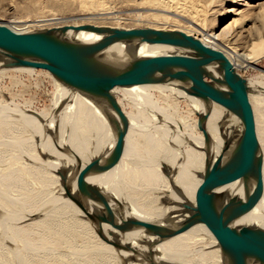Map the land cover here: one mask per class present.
<instances>
[{
    "label": "bare ground",
    "instance_id": "obj_1",
    "mask_svg": "<svg viewBox=\"0 0 264 264\" xmlns=\"http://www.w3.org/2000/svg\"><path fill=\"white\" fill-rule=\"evenodd\" d=\"M69 1L74 2L75 0H57V3L62 4ZM84 2L86 1H83V4ZM153 4L157 7L172 10L174 12L179 10L185 16L190 17L193 26L202 30L201 32L203 33L198 32V35L195 34L194 31L181 28L172 30L182 31L199 39L209 47L223 51L233 63L236 71L239 69L242 71L247 70L256 65V60L259 58L255 59L253 54H247L245 51L242 52L237 47L232 46L230 41L236 37L235 35H228L227 40H224L222 36L217 35L215 32L210 33L205 31L201 25L202 23L200 24L201 21L199 22L198 19L200 11L195 7L190 5V7L183 6L179 8L171 1L166 0H155ZM31 11L30 7L29 12ZM152 17L159 19L156 15ZM44 18L43 16L36 17L37 20H43ZM27 19L28 21L32 20L29 18ZM11 29L18 33H30L16 28ZM115 29L145 30L151 28ZM105 37L97 35L93 31L68 29L63 39L69 43L89 46ZM256 37L262 44V48L259 49V54L262 56L264 54V22L263 27L256 30ZM222 41L224 45H222ZM221 45L223 47H221ZM94 57L99 63L107 66H115L125 61L153 57H164L185 69L194 65L193 58L182 45L120 41L99 48L94 53ZM8 61V58L0 54V78L5 74V76H7V73L15 71H34V69L30 68H7L5 65ZM216 77L217 75L210 76V78L204 77L199 80L198 84L203 88L209 87L215 83ZM53 78L55 82V92L51 109H47L46 112L44 111V114L37 115L36 113H32L28 108H19L20 106L18 105V109L10 110L18 116L12 118L6 115L5 108H0V119H7L9 122L12 121L13 123L23 122L21 124H23L24 128L28 131V135H31L27 140L34 141L35 138L39 139L37 146L31 142L33 144H31L30 153H32L31 155L33 158L36 159V161L41 160L36 154V149H39L41 153H44L46 159L44 162L48 167L50 166L49 168L52 167L56 171L63 168V170L67 171L68 175L74 171L76 162L67 150H62L64 147L71 149L79 157L81 162V172L75 176L70 186L72 193H78L84 168L99 155L113 150L120 118L115 109L108 102L96 100L76 89L68 87L55 77ZM249 81L247 82L249 99L253 111L257 137L261 145L262 181L258 194L251 201L240 206L239 211L243 214L241 222L244 225L252 229L264 231V143L260 137L258 128V116L260 112H257V110L261 112L264 111V84L257 80ZM109 95L121 105L128 119V127L125 134V149L120 161L102 171H97L96 178L93 179L102 193L103 203L107 211L114 216L136 219L162 229H173L179 226L193 214L192 212H187L184 206L191 205L197 208L205 206L204 184L207 173L225 148V143L232 142L239 132L240 126L237 119V109L232 89L227 86L220 92L211 96H192L170 83L163 76L158 75L152 80L137 86L123 88L115 87L109 91ZM180 101H183L187 107V113H182L180 111ZM1 103L3 104V102ZM126 107L129 109V112L125 111ZM8 112L9 111H7V113ZM193 112L201 117L197 123L190 118ZM14 127L15 126L11 128L13 129ZM24 128L22 127V129ZM198 129L201 131L205 130L207 135L205 136L204 133L198 134ZM50 132L56 137H51L52 135H50ZM16 146L21 149L24 143H19ZM60 148H62V150ZM13 164L14 163H11V165ZM32 171L34 172L36 170ZM56 174L57 175L53 174L52 177L48 179H53L54 177V184L60 188V196L58 195V197L56 196V198L52 200L48 198V201H50L47 206L42 205L39 211L37 210L38 214H43L50 208H62L59 205L63 202L65 208L68 207L72 209L76 215L83 216L84 221L83 219L77 220L75 218L76 223L84 228H95L94 230L105 238L104 246L103 244L99 246L102 248H94V252L97 255L99 254L100 260L109 258L113 260L114 263L112 264H152L157 262L165 264H227L221 242L208 216L195 222L186 231L164 240L159 239L157 236L149 235L144 231L126 232L119 225L96 223V227L93 226V228L90 223H94L89 219L84 209L73 203L67 197L63 187L60 185L61 178L58 173ZM255 175V167L243 165L226 180L223 189L228 196L237 195L243 197L244 193L252 188ZM5 179L18 180L12 177H7ZM7 184H11V182ZM47 190L48 193L45 194L49 196L54 192L51 191L50 193L49 189ZM9 192L14 194L11 190ZM2 199L3 198L0 199V236L2 237L0 247L3 246L4 242L11 248L13 253L7 254L8 257L10 255H15L14 253H21L22 250L26 249L29 254L43 251L44 256H42V258H44L47 254H52L53 256V253H57L63 246L71 248L72 245L70 246L69 240L65 241L60 238L62 236L61 234H63L64 238L66 237L64 235L66 231L60 233V240L48 241V239L41 238L38 245L34 243L31 240V236L37 231L36 229L41 226H39V217L38 219L36 218L37 211L35 212L34 209V211L29 210L26 212L22 204L11 201L10 199L12 198H10L8 202H4ZM43 199H45V196ZM81 200L88 203L95 213H100L99 208L88 195L82 196ZM36 202L38 204L37 200ZM31 207H33V205ZM10 208L12 209L9 210ZM28 208L25 207V209ZM3 209L7 210V212H4ZM8 210L10 213H8ZM57 212L62 213V211ZM52 216L53 214L50 215V217ZM41 218H43L42 215ZM57 218H59V216H57L56 219ZM72 219L74 220V218ZM28 221L30 223L26 226H19V224ZM58 221L60 223V220ZM69 222L72 226V221ZM54 224L56 225L55 222ZM68 226H70L69 223ZM26 227H31L33 229L32 231H36L28 232ZM54 228H56V226H54ZM58 228L59 231L60 226ZM76 228L75 232L78 231V227ZM84 231L82 233H84ZM55 232H57V230ZM110 233H113V235H109ZM56 234L58 236V233ZM85 234L86 233H84V236ZM68 235L70 236V234ZM72 236L75 235L73 234ZM117 245L128 248L130 252L119 253ZM88 247L92 248V246ZM75 250L77 249L75 248ZM103 252H105L104 254L106 256L102 254ZM67 253L68 252L62 257H58V259H60L58 260L59 263L71 264L72 262H77L78 264H101L100 261L97 260V255L96 257L93 255V257L88 256L89 258H81V253L75 254V252L74 255L77 257L74 258L69 257L72 254L70 255ZM24 256L21 258L24 259L26 264H36L37 256H35L36 259ZM1 260H3V258ZM6 261L8 262V260ZM11 262H13L12 259ZM104 262L102 264H104ZM2 264L5 263L3 262Z\"/></svg>",
    "mask_w": 264,
    "mask_h": 264
},
{
    "label": "water",
    "instance_id": "obj_2",
    "mask_svg": "<svg viewBox=\"0 0 264 264\" xmlns=\"http://www.w3.org/2000/svg\"><path fill=\"white\" fill-rule=\"evenodd\" d=\"M68 29L93 31L107 37L92 45L81 46L63 39ZM120 41L182 45L193 58L194 65L185 69L164 57H153L107 66L95 59L96 50ZM0 53L9 59L5 65L7 68L46 70L68 87L96 100L108 102L119 115L120 122L113 150L99 155L84 168L78 193H72L70 185L81 172V162L71 149L66 150L76 162L74 171L70 175L65 170L58 172L67 197L82 207L94 224L119 225L126 232L144 231L164 240L186 231L195 222L208 216L221 242L227 264H264V231L244 225L241 222L243 214L239 211V207L251 201L261 188V145L255 129L247 80L236 71L223 51L209 47L199 39L177 30H120L95 25H68L44 32L18 33L0 24ZM158 75L189 95L198 97L214 95L229 86L235 98L240 126L236 138L225 143V148L207 173L204 184L205 206H184L187 212L193 214L173 229H162L136 219L112 215L107 211L102 193L93 181L97 171L119 162L125 149L128 119L121 105L109 95V91L115 87L144 84ZM214 75H217L216 81L211 86L203 88L198 84L202 78ZM203 133L207 135L205 130ZM243 165L255 167L253 186L243 197L228 196L223 189L225 182ZM84 195H88L95 202L100 210L99 214L81 200ZM117 250L119 253L130 252L121 245H117Z\"/></svg>",
    "mask_w": 264,
    "mask_h": 264
},
{
    "label": "rangeland",
    "instance_id": "obj_3",
    "mask_svg": "<svg viewBox=\"0 0 264 264\" xmlns=\"http://www.w3.org/2000/svg\"><path fill=\"white\" fill-rule=\"evenodd\" d=\"M83 1H86V2H84L83 4ZM151 1L154 3L155 0H78V1L75 0L74 2L69 1L67 3H62V4L57 3V0H0V24L5 25L9 28H16L18 30L20 29L24 32H30V33L44 32L51 28L68 26V25L69 26L95 25V26H106V27H114V28H121V29L151 28V29H168V30L170 29L172 30V29L181 28V29H189L191 31H194V33L198 35L199 33H203L201 32L202 30L193 26L192 21L190 20V17L185 16L179 10L176 12L172 10H166L161 7H157ZM166 1H171L172 3H174V5H176V7H179V8L183 6L190 7L191 5L195 7L197 10H199L200 11L199 16H198L199 22L201 21L200 24L202 23L201 25L203 26L204 30L207 32H210V33L215 32L217 33V35L222 36L224 40H227L228 35H232V34L235 35L236 37L232 39V41H230L232 46L237 47L242 52L245 51L247 54H250V53L253 54L255 59L259 58L256 60V65L254 67L249 68L247 70H243V71L239 69L237 72L248 81L257 80V81H260L262 84H264V54L262 56L259 54V49L262 48V44L261 42L257 40V37H256V30L261 29L263 27L264 0H166ZM30 7L32 10L31 12H29ZM154 15L158 16L159 19L153 18L152 16ZM37 16H43L45 18L43 20H37L36 19ZM27 18L32 19V20L28 21ZM222 43H223L222 45H224L223 41ZM222 45L221 47H223ZM226 50L229 51L228 49ZM5 75L2 78H0V90L2 91V92L0 91V99H1L0 108L1 109L5 108L4 110H5L6 115H9L12 118L18 117L16 116V113L10 111L13 109H18L17 108L18 105L20 106L19 108L21 109L28 108L32 113H36L37 115L44 114L47 109L52 108L53 95L55 92V82H54L53 76L48 71L41 70V69H34V71H31V72L15 71V72L7 73V76ZM1 102H3L4 106ZM179 109L182 113L188 112V109L185 106L183 101L179 102ZM7 111L9 112L7 113ZM125 111L129 112V109L126 107ZM257 112H260V115L258 116V121H259L258 128H259L260 137L264 143V111H262L263 112L262 113L261 111L257 110ZM190 118L193 119V121L197 123L199 122L200 120L199 118L201 117L198 114L193 112ZM4 120L0 119V132H1L0 133V172H1L0 173V179H1L0 199L3 198L2 200L4 202H8L9 199L12 198L10 200L16 203H21L26 212H28L29 210L34 211V209H35V212L37 210L39 211V208H41L42 205L47 206L50 200L55 199L56 196L58 197V195L60 196L59 194L60 188L56 184H54V180H53L54 177L53 179H48V178L52 177L53 174L57 175L56 173L61 172L63 168L57 171L52 167L49 168L50 166L48 167V165H46L44 162L46 160L44 153H41L39 149H36V154L37 156H39L38 158L41 160L36 161V159H34L33 156L31 155L32 153H30L31 144L34 143L37 146L39 139L35 138L36 141L27 140L28 137H30L31 135L30 134L28 135V131L26 130V128H24L23 124H21L23 122L13 123L12 121L9 122V120L7 119H4ZM13 126L15 127L12 129L11 127ZM22 127L24 129H22ZM197 133L203 134V131L198 129ZM1 135H3L4 137L6 136L8 137L4 138ZM50 135H52L51 137L53 138L56 137L54 134H52V132H50ZM19 143H24L23 148H21L22 150L19 149L20 147L18 148L16 146ZM64 148L63 150L62 148L60 149L62 151L67 149L66 147ZM9 161L14 164L11 165ZM32 170H36V171L33 172ZM4 177L5 178L12 177L18 180H8V179H5ZM8 182L9 183L11 182L12 185L7 184ZM60 185L61 186L63 185V182L61 180H60ZM47 189H49L50 193L51 191H54V192H52L50 196L46 195L48 193ZM10 190L14 194L10 193L9 192ZM44 196L47 201L43 199ZM48 198L50 199L49 201H48ZM17 200H19L20 202ZM36 200L38 201V204ZM31 201L33 202V204ZM32 205L33 207H31ZM59 206L62 208H57V207L55 209L50 208L47 210V212H45L46 214L45 213L38 214V211H37L36 218L38 219L39 217L38 221H40L39 226L41 225L40 226L41 228L38 227V229H36L37 231L34 230L36 232L32 231L33 229L31 227H26V230L28 232H34L33 235L31 236V240L37 245L41 241V238L48 239V241H56L62 238L65 241L69 240L70 246L72 245L71 248L67 246L66 247L63 246L59 249L60 251L58 250L57 253L55 254L53 253V256L52 254H47L45 255L44 258H42V256H44L43 251L37 252V253L34 252L35 254L30 253L31 254L30 256L29 252H27L26 249H24L25 252L24 250H22L21 253H14L15 255H10L11 257L10 256L8 257L7 254H11L13 252L11 251V248H9V246L3 242L2 247L4 250L2 249V247H0V253H1L0 254V264H2L3 262L5 264L7 263L8 264H14V263L15 264H21V263L26 264L24 259L21 258L24 255L28 256L29 258L33 257L35 259H36L35 256H37L36 264L39 261L40 262L38 264H48V263L49 264H61L58 261L60 260L58 259V257L64 256L66 252H68L67 254H70V255L72 254L69 257H74V258L77 257L76 255H74L75 252H76L75 254L81 253L82 254V256L80 254L81 258H89V257H93V255L96 257L97 254H95L94 248L95 247L102 248V247H99V246H102V244L104 246L105 244L104 236H102L101 234H99V232L94 230L95 229L94 227H96L95 224L90 223L92 227L94 226L93 227L94 229L89 228V227L84 228L80 226L79 224H77L75 220L83 219L84 221V217L76 215V213H74V211L68 207L65 208L63 202H61ZM25 207L26 208L29 207V208L25 209ZM11 209L12 208H10L9 210ZM9 210H8V213H10ZM3 211L7 212V210H4V209ZM55 211L56 212L62 211V213L57 212L56 214ZM52 214L53 216L56 214L57 216H59V218L56 219L57 217L56 215L54 216V218L53 216L50 217V215ZM41 215L43 218H41ZM72 218H74V220ZM44 219L49 220V221H45ZM58 220H60V223ZM69 221H72L71 222L73 223L72 226ZM50 222L52 225L50 224ZM54 222L56 223V225L54 224ZM28 223L30 222L29 221L23 222L19 224V226H26ZM68 223L70 226H68ZM50 226L51 227L53 226L52 229ZM54 226H56V228H54ZM59 226H60V230H59L60 232L58 231ZM76 227H78V231L75 232ZM83 228L85 229V231ZM40 229L41 230L43 229V230L41 231ZM71 229H73L74 231ZM56 230L57 232H55ZM62 231H66L67 235L64 234L66 236L65 238L63 234H61L62 236L60 235ZM83 231L84 233H86L85 236H84V233H82ZM56 233H58V236ZM68 234H70V236ZM73 234L75 236H72ZM1 241H2V237L0 236V245H1ZM88 246H92V248L91 247L89 248ZM75 248L78 251L75 250ZM86 248L88 251L86 250ZM104 253L105 252H103L102 254L105 255ZM97 256H98L97 260L100 261L101 264L104 261H106L104 262V264L114 263L113 260L109 258H108L109 261L107 258H104L103 259L104 261H103V260H100L99 254ZM2 258L5 261L8 260V262L1 260ZM11 259L13 262H11ZM71 264H78V263L72 262Z\"/></svg>",
    "mask_w": 264,
    "mask_h": 264
}]
</instances>
